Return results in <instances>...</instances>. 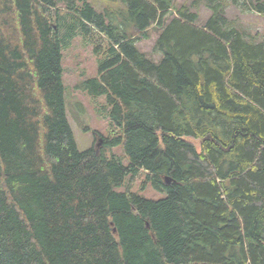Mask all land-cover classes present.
<instances>
[{
	"label": "trees",
	"instance_id": "trees-1",
	"mask_svg": "<svg viewBox=\"0 0 264 264\" xmlns=\"http://www.w3.org/2000/svg\"><path fill=\"white\" fill-rule=\"evenodd\" d=\"M120 1L0 0V264H264V40L223 0L204 24L177 0ZM232 4L264 16V0ZM75 31L98 62L77 87L112 127L83 151L65 103ZM154 33L159 61L137 45ZM140 177L164 197L134 192Z\"/></svg>",
	"mask_w": 264,
	"mask_h": 264
},
{
	"label": "rangeland",
	"instance_id": "rangeland-1",
	"mask_svg": "<svg viewBox=\"0 0 264 264\" xmlns=\"http://www.w3.org/2000/svg\"><path fill=\"white\" fill-rule=\"evenodd\" d=\"M96 4L99 10H103L106 6L120 7V0H89ZM207 0H177V6L187 4L192 10H197L200 18L199 23L204 24L211 15L206 4ZM226 5V16L233 23V26L242 31L249 39L255 41L264 40V16L255 12L243 11L239 7L232 4V0H223ZM120 5V6H119ZM61 8V4L58 6ZM65 16L67 21L71 18L66 12H60ZM169 20L172 15L167 16ZM73 22V20H72ZM65 22H61V27H65ZM65 29L62 30L66 34ZM76 32V31H75ZM159 34L154 33L147 40L140 39L138 47L149 57L155 61H159L161 54L154 51L155 42ZM97 58L92 52V45L84 39L79 33H74L70 39V44L64 50V84L66 86L65 103L69 123L73 130L74 138L80 151L89 149L95 142L94 131L104 137H108L112 127L110 120L106 116L102 106L105 104L104 98L97 100L92 99L88 94L77 86L82 80L88 77H95L98 73ZM87 129V131H86ZM195 146L199 147V143L192 139ZM96 143V142H95ZM108 155H122V149L116 147L107 151ZM143 177V176H142ZM142 178L135 181L132 190L147 198L160 199L164 197L148 187L145 191H141ZM125 187V186H124ZM124 187L121 189L124 190Z\"/></svg>",
	"mask_w": 264,
	"mask_h": 264
},
{
	"label": "water",
	"instance_id": "water-1",
	"mask_svg": "<svg viewBox=\"0 0 264 264\" xmlns=\"http://www.w3.org/2000/svg\"><path fill=\"white\" fill-rule=\"evenodd\" d=\"M166 183L169 185L170 184V179H166Z\"/></svg>",
	"mask_w": 264,
	"mask_h": 264
},
{
	"label": "bare ground",
	"instance_id": "bare-ground-1",
	"mask_svg": "<svg viewBox=\"0 0 264 264\" xmlns=\"http://www.w3.org/2000/svg\"><path fill=\"white\" fill-rule=\"evenodd\" d=\"M157 189V188H156Z\"/></svg>",
	"mask_w": 264,
	"mask_h": 264
}]
</instances>
